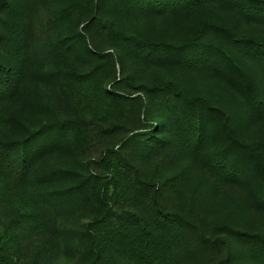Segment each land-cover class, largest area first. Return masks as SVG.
<instances>
[{
    "label": "trees",
    "instance_id": "1",
    "mask_svg": "<svg viewBox=\"0 0 264 264\" xmlns=\"http://www.w3.org/2000/svg\"><path fill=\"white\" fill-rule=\"evenodd\" d=\"M29 3L0 0V264L77 212L79 264H264V0H46L39 76Z\"/></svg>",
    "mask_w": 264,
    "mask_h": 264
},
{
    "label": "rangeland",
    "instance_id": "2",
    "mask_svg": "<svg viewBox=\"0 0 264 264\" xmlns=\"http://www.w3.org/2000/svg\"><path fill=\"white\" fill-rule=\"evenodd\" d=\"M47 5L46 0H30L29 12L25 15L33 26L34 32L40 33V37L37 36L36 38V43H38L36 46V64L34 66L36 76H39L40 72H43L50 64L49 58L51 59V57L48 53L47 44L49 43V40H53L55 32L58 31L57 29L61 28L45 26L48 16ZM118 25L128 29L135 28L134 22L130 23L122 18L119 20ZM66 27L68 26L65 25L62 28L65 29ZM79 27L80 26H78V28ZM30 85L34 89L37 88L41 93H36V99L40 107L38 113L35 111L33 112V110L29 111L30 113L26 120L27 123L31 126L38 125L58 116L59 108L57 102H55V99L53 98V87L42 78L39 79L38 77L32 78ZM204 89L212 95V88L209 84H205ZM217 90L219 91L221 96L219 98L221 99L229 93L226 87H220V89L217 88ZM36 99L34 98L35 101ZM82 164L83 160L71 161L58 156H52L47 160V165L58 169H78L81 168ZM56 187L57 186H52V188ZM86 219V215L82 212L73 213L70 216L59 217L55 223L57 232L56 237L49 243L46 241L45 244L40 247H38L40 243L36 237L27 236L26 234L22 235L21 233H18L19 241L22 245H25L26 248H28V252L31 255L30 257L37 255L41 264H79L82 251L77 245V237L79 232L82 231ZM37 250L40 251L36 252Z\"/></svg>",
    "mask_w": 264,
    "mask_h": 264
}]
</instances>
